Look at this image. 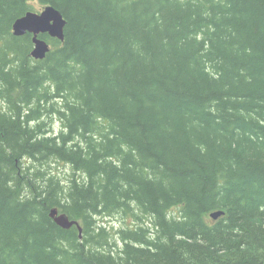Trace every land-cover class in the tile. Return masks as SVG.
<instances>
[{
    "label": "trees",
    "instance_id": "16d2710c",
    "mask_svg": "<svg viewBox=\"0 0 264 264\" xmlns=\"http://www.w3.org/2000/svg\"><path fill=\"white\" fill-rule=\"evenodd\" d=\"M31 1L0 0V264H264V0H36L43 59Z\"/></svg>",
    "mask_w": 264,
    "mask_h": 264
},
{
    "label": "water",
    "instance_id": "95a60500",
    "mask_svg": "<svg viewBox=\"0 0 264 264\" xmlns=\"http://www.w3.org/2000/svg\"><path fill=\"white\" fill-rule=\"evenodd\" d=\"M65 25L66 20L62 13L53 5L47 4L42 6L39 11L27 10L24 14L16 17L11 24V30L13 35L16 36L29 33L32 42L31 57L34 59H43L50 50V45L42 38V34H47L52 38L62 41L64 39ZM223 213L224 211L222 209H217L211 211L209 216L215 220ZM49 215L63 228L76 225L80 235L81 227L78 221L69 219L64 212H59L57 207L51 208Z\"/></svg>",
    "mask_w": 264,
    "mask_h": 264
},
{
    "label": "rangeland",
    "instance_id": "374dc122",
    "mask_svg": "<svg viewBox=\"0 0 264 264\" xmlns=\"http://www.w3.org/2000/svg\"><path fill=\"white\" fill-rule=\"evenodd\" d=\"M30 4L32 5L33 11H39L42 7L36 2V0H33L30 2ZM52 131L53 132H58L60 129V123L59 122H54L52 123ZM58 169H56L55 171L59 170V175L60 176H64L63 174H66L68 172H70V167L68 165H58L56 164ZM98 220H100L101 222H103L107 227L110 228V230L112 231V233H115L116 230H118L121 227H124L128 224L131 223L130 218L127 217H123L120 214H115L112 216H107V217H100ZM143 223H146L147 219L144 217L143 218Z\"/></svg>",
    "mask_w": 264,
    "mask_h": 264
}]
</instances>
